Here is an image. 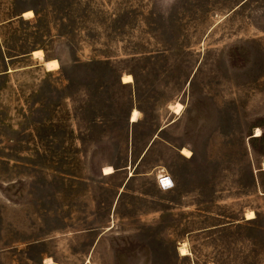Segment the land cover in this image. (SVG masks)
Segmentation results:
<instances>
[{"label": "rangeland", "instance_id": "1", "mask_svg": "<svg viewBox=\"0 0 264 264\" xmlns=\"http://www.w3.org/2000/svg\"><path fill=\"white\" fill-rule=\"evenodd\" d=\"M0 264H264V0H0Z\"/></svg>", "mask_w": 264, "mask_h": 264}, {"label": "bare ground", "instance_id": "2", "mask_svg": "<svg viewBox=\"0 0 264 264\" xmlns=\"http://www.w3.org/2000/svg\"><path fill=\"white\" fill-rule=\"evenodd\" d=\"M24 16L25 17L32 18V17H34V12L33 11H29ZM34 55H35V57H38V58H40L42 60L45 59V54H44L43 51H36L34 53ZM46 65H47V68H48L49 71H55V70H58L60 68V63L57 60L47 61L46 62ZM123 80H124V83L125 84H132V83H134V79H133L132 76H126V77H124ZM182 109H183V106L182 105H179L178 108H177L176 114L179 115L181 113ZM139 114L140 113L137 110L133 112V114H132V121H133V123L139 121ZM260 136H262V131H261V129H258V131H257V137H260ZM182 153L187 158H192V152L191 151H189L187 149H184V150H182ZM113 173H114L113 170L111 168H109L107 170V172H106V175H111ZM168 183L174 185V182L171 180V178L168 181ZM247 218H248V220H254L256 218V214L253 211H250L248 213V215H247ZM181 255L182 256H189L190 255V252L188 250L187 244H184V246L181 247Z\"/></svg>", "mask_w": 264, "mask_h": 264}, {"label": "built area", "instance_id": "3", "mask_svg": "<svg viewBox=\"0 0 264 264\" xmlns=\"http://www.w3.org/2000/svg\"><path fill=\"white\" fill-rule=\"evenodd\" d=\"M170 180V177L168 176H162L159 178V185L164 191H169L173 189L174 185L169 184L168 181ZM172 180V179H171Z\"/></svg>", "mask_w": 264, "mask_h": 264}, {"label": "crops", "instance_id": "4", "mask_svg": "<svg viewBox=\"0 0 264 264\" xmlns=\"http://www.w3.org/2000/svg\"><path fill=\"white\" fill-rule=\"evenodd\" d=\"M114 173H115V172H114ZM114 173H113V174H114ZM113 174H111V175H113ZM111 175H106V173H105V176H111Z\"/></svg>", "mask_w": 264, "mask_h": 264}]
</instances>
